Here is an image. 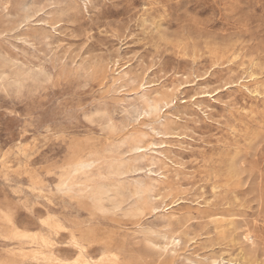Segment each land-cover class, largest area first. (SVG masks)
Masks as SVG:
<instances>
[{
	"label": "rangeland",
	"instance_id": "rangeland-1",
	"mask_svg": "<svg viewBox=\"0 0 264 264\" xmlns=\"http://www.w3.org/2000/svg\"><path fill=\"white\" fill-rule=\"evenodd\" d=\"M0 264H264V0H0Z\"/></svg>",
	"mask_w": 264,
	"mask_h": 264
},
{
	"label": "clouds",
	"instance_id": "clouds-1",
	"mask_svg": "<svg viewBox=\"0 0 264 264\" xmlns=\"http://www.w3.org/2000/svg\"><path fill=\"white\" fill-rule=\"evenodd\" d=\"M222 69L219 68H209L207 72L212 74L213 72H221ZM175 103V101H174ZM206 120V117H205ZM199 121V123H197ZM188 133H187V140L188 142L193 143L194 145L198 142L206 139L210 134L217 131V129L213 126L208 125L205 123L204 120H200L199 116L191 117L189 124H188Z\"/></svg>",
	"mask_w": 264,
	"mask_h": 264
},
{
	"label": "snow or ice",
	"instance_id": "snow-or-ice-1",
	"mask_svg": "<svg viewBox=\"0 0 264 264\" xmlns=\"http://www.w3.org/2000/svg\"><path fill=\"white\" fill-rule=\"evenodd\" d=\"M193 100H195V97H193Z\"/></svg>",
	"mask_w": 264,
	"mask_h": 264
}]
</instances>
